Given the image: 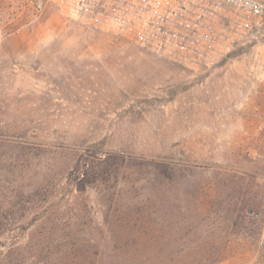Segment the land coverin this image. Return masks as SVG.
<instances>
[{"label":"rangeland","instance_id":"rangeland-1","mask_svg":"<svg viewBox=\"0 0 264 264\" xmlns=\"http://www.w3.org/2000/svg\"><path fill=\"white\" fill-rule=\"evenodd\" d=\"M218 48L0 0V264H264V81Z\"/></svg>","mask_w":264,"mask_h":264},{"label":"built area","instance_id":"built-area-1","mask_svg":"<svg viewBox=\"0 0 264 264\" xmlns=\"http://www.w3.org/2000/svg\"><path fill=\"white\" fill-rule=\"evenodd\" d=\"M57 10L125 34L151 52L207 64L222 37L251 46L249 68L264 81V0H53ZM41 5L39 4V7ZM227 22L217 28L218 20ZM248 216H257L254 212Z\"/></svg>","mask_w":264,"mask_h":264}]
</instances>
